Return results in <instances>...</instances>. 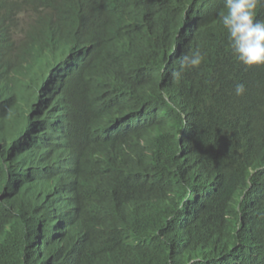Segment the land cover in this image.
I'll return each mask as SVG.
<instances>
[{"label":"clouds","instance_id":"clouds-1","mask_svg":"<svg viewBox=\"0 0 264 264\" xmlns=\"http://www.w3.org/2000/svg\"><path fill=\"white\" fill-rule=\"evenodd\" d=\"M110 1L0 0V264L70 262L97 234L95 164L112 174L125 159L154 149L156 128L147 132L151 143L127 137L139 112L125 114L127 93L113 83L131 71L101 36L105 18L117 16ZM154 5L175 10L169 40L187 53L176 61L177 47L166 49L144 77L140 65L139 77L129 79L139 82L138 98L156 69L155 77L173 72L176 80L197 69L201 88L188 102L180 97L183 111L170 103L180 115L170 130L177 154L158 156L141 171L149 183L165 185L181 164L229 159L245 167L238 172L245 186L204 213L194 212L201 199L192 190L167 219L156 214L154 188L131 204L136 216L151 213L131 232L129 226L124 244L131 234L134 246L139 237L159 236L163 218L172 225L164 251L171 264H264V0ZM212 122L214 129L202 135ZM211 145L216 151H202Z\"/></svg>","mask_w":264,"mask_h":264},{"label":"trees","instance_id":"trees-1","mask_svg":"<svg viewBox=\"0 0 264 264\" xmlns=\"http://www.w3.org/2000/svg\"><path fill=\"white\" fill-rule=\"evenodd\" d=\"M110 2L117 16L116 18L109 16L105 18L101 36L114 53L121 55L128 66L127 70L131 71L129 78L123 81L114 79L113 83L120 88L124 96V93H127L126 102L123 103L125 114L139 112V121L137 120L127 137L134 140L140 139L141 144L143 141L151 143L153 139L148 140L147 132L154 128H156L158 137L156 135V140H153L154 149L150 156H140L136 160L125 159L119 172L108 167L112 174H105L101 172L98 164H95L97 175L100 177L95 217L97 234L93 239L84 243L80 253L67 264H171L169 256H166L164 251L165 243L172 235V225L169 223L167 227L165 219L173 213L180 212L181 199L188 200V195L192 190L201 199L200 210H195V213L215 209L245 186L238 173L245 167L229 159H221L216 164L206 162L203 166L197 163L194 168L187 167L189 164L184 163L180 165L177 177L168 184L157 185V183L151 184L147 181L140 167L146 168L158 156L161 157L170 152L177 154L178 151L170 130L180 125V115L170 103L183 111L179 104L180 97L184 102H188L191 97L190 93L201 88L199 85L201 80L197 78V69L184 70L179 80L174 79L173 72L163 77H155L156 69L150 76L147 75L145 91L141 98H138L139 82H129V79L134 80L139 77V66L145 63L144 77L149 73V69L151 71L158 60L165 56L166 49L177 47L178 59L176 61H180L187 53V48L181 42L169 40V30L177 23V19L172 17V14L175 15L173 12L175 10H170L168 6L154 5V2H163V0H111ZM129 2H143L145 8L142 10L122 9L121 5ZM150 10L157 11L159 15L152 19L144 14L145 11ZM257 19L260 20L259 17ZM217 88L220 91L223 86ZM184 102L183 104H187ZM55 109H57L56 106ZM213 129V122L207 124L202 135L208 134ZM200 140L201 137L198 138V142ZM216 149L214 145H211L203 147L202 151L212 152ZM186 151L184 139L185 156ZM154 188L161 206V210L156 214L165 218H162L164 226L160 230V235L139 237L137 245L134 246L131 234L130 241L126 240L124 244V234L129 226L131 232L145 214L151 213L140 210L136 216L138 208H134L131 204L136 200H142ZM138 194L143 197H139ZM183 216L182 213L179 222ZM174 262L175 260L172 264ZM179 263L178 260L175 264Z\"/></svg>","mask_w":264,"mask_h":264},{"label":"bare ground","instance_id":"bare-ground-1","mask_svg":"<svg viewBox=\"0 0 264 264\" xmlns=\"http://www.w3.org/2000/svg\"><path fill=\"white\" fill-rule=\"evenodd\" d=\"M54 85H56V81L54 82ZM174 98H176V96H175ZM55 106H56V105H55Z\"/></svg>","mask_w":264,"mask_h":264}]
</instances>
